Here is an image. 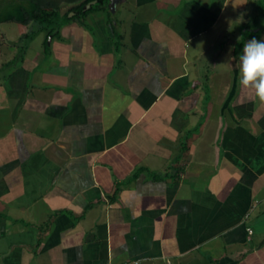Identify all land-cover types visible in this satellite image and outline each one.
<instances>
[{"label":"crops","instance_id":"0c3cea01","mask_svg":"<svg viewBox=\"0 0 264 264\" xmlns=\"http://www.w3.org/2000/svg\"><path fill=\"white\" fill-rule=\"evenodd\" d=\"M259 5L122 0L35 58L0 45V264H264Z\"/></svg>","mask_w":264,"mask_h":264},{"label":"trees","instance_id":"16d2710c","mask_svg":"<svg viewBox=\"0 0 264 264\" xmlns=\"http://www.w3.org/2000/svg\"><path fill=\"white\" fill-rule=\"evenodd\" d=\"M16 3L17 0H12ZM96 2V4H92ZM3 0H0V4ZM12 3V2H11ZM26 4V3H25ZM67 4L73 7L65 14L61 12V6ZM111 0H29L28 4L0 5V24L5 22H18L21 24L39 23L49 27L47 37L58 35L60 29L72 20L86 21L88 16L98 12H104L110 18ZM88 5H92L86 10ZM260 12L264 14V0H260ZM75 16L70 18V13ZM51 27V28H50ZM262 33V30L258 32Z\"/></svg>","mask_w":264,"mask_h":264},{"label":"rangeland","instance_id":"374dc122","mask_svg":"<svg viewBox=\"0 0 264 264\" xmlns=\"http://www.w3.org/2000/svg\"><path fill=\"white\" fill-rule=\"evenodd\" d=\"M28 2L29 0H17L16 3H13L12 0H3V3L0 5H26ZM261 20L264 19L261 18ZM262 22L264 23V21ZM48 30L49 27L47 24H39L35 22L27 25L18 22H5L0 24V36L5 35V39L2 38V40H0V45L4 52V59L11 57V61L16 60L17 62H20L22 57L25 56L31 59L37 57L45 46V39ZM50 40L51 37L48 39V42H50ZM229 62H233L232 51L230 49L217 62V67H222ZM0 78H2V75H0Z\"/></svg>","mask_w":264,"mask_h":264},{"label":"clouds","instance_id":"9594fccd","mask_svg":"<svg viewBox=\"0 0 264 264\" xmlns=\"http://www.w3.org/2000/svg\"><path fill=\"white\" fill-rule=\"evenodd\" d=\"M238 84L254 92L256 100L264 104V39L247 40L239 56Z\"/></svg>","mask_w":264,"mask_h":264},{"label":"water","instance_id":"95a60500","mask_svg":"<svg viewBox=\"0 0 264 264\" xmlns=\"http://www.w3.org/2000/svg\"><path fill=\"white\" fill-rule=\"evenodd\" d=\"M122 0H111V4H110V8L112 10V12H115V9L117 7V5L121 2ZM93 5L96 4V2L92 3ZM92 5H88V8H91Z\"/></svg>","mask_w":264,"mask_h":264},{"label":"built area","instance_id":"2783aa9c","mask_svg":"<svg viewBox=\"0 0 264 264\" xmlns=\"http://www.w3.org/2000/svg\"><path fill=\"white\" fill-rule=\"evenodd\" d=\"M248 233H249V234H252L253 231L249 229ZM127 264H141V261H132V262L127 263Z\"/></svg>","mask_w":264,"mask_h":264}]
</instances>
